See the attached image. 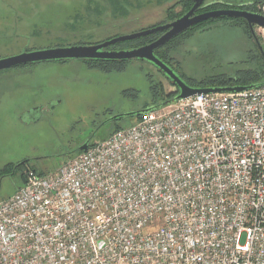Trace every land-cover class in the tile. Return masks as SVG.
Wrapping results in <instances>:
<instances>
[{"label": "built area", "instance_id": "2783aa9c", "mask_svg": "<svg viewBox=\"0 0 264 264\" xmlns=\"http://www.w3.org/2000/svg\"><path fill=\"white\" fill-rule=\"evenodd\" d=\"M165 107L27 170L0 201V264H264V85Z\"/></svg>", "mask_w": 264, "mask_h": 264}, {"label": "rangeland", "instance_id": "374dc122", "mask_svg": "<svg viewBox=\"0 0 264 264\" xmlns=\"http://www.w3.org/2000/svg\"><path fill=\"white\" fill-rule=\"evenodd\" d=\"M188 0H0V59L30 50L95 45L171 23ZM218 0H206L214 4ZM225 1V0H223ZM239 5L242 0H227ZM176 6V7H175ZM256 34L264 43L256 29ZM123 49V48H119ZM167 62L185 82L202 86L263 69L254 39L234 21H220L169 49ZM162 83L159 89L151 86ZM157 92V93H156ZM177 90L151 63L131 60L101 71L80 60L41 62L0 72V201L14 195L27 169L49 175L89 142L114 132V116L169 100ZM155 97V101L153 100ZM166 109V107H164ZM131 117L119 123L130 126Z\"/></svg>", "mask_w": 264, "mask_h": 264}, {"label": "water", "instance_id": "95a60500", "mask_svg": "<svg viewBox=\"0 0 264 264\" xmlns=\"http://www.w3.org/2000/svg\"><path fill=\"white\" fill-rule=\"evenodd\" d=\"M206 0H194L193 7L182 17L177 20L166 24L159 25L150 29H146L137 33L129 34L126 36L110 39L100 44L95 45H76L66 47H55L39 49L35 51L22 52L21 54L10 56L0 59V72L3 70L11 69L28 64H39L41 62H60L67 60H80V61H131L139 60L146 61L154 65L162 74L174 85L178 94L174 102H167L160 107H149L139 111H135L129 114L114 116L106 123L116 120H122L124 118L134 116H144L148 113L155 112L167 105H171L180 100L187 99L189 97L200 94H221V93H241L244 91L252 90L259 86H235V87H192L187 82L183 81L172 68L159 59L155 52L159 48L165 46L174 38L184 33L193 26L206 22L209 20H215L220 18L229 19H243L247 22L250 32L264 58V48L256 34V27L264 28V16L259 13L250 12L240 9H220L205 12L202 14H196V12L202 7ZM249 5V4H248ZM162 35L154 42L142 46L140 48L131 50H107L109 47L123 43L127 41L137 40L143 37L161 34ZM103 124V125H104ZM90 143L86 142L79 147L80 152H85L89 149ZM29 162L25 161L20 165H27ZM19 166V165H18ZM17 166V167H18ZM16 167V168H17Z\"/></svg>", "mask_w": 264, "mask_h": 264}, {"label": "trees", "instance_id": "16d2710c", "mask_svg": "<svg viewBox=\"0 0 264 264\" xmlns=\"http://www.w3.org/2000/svg\"><path fill=\"white\" fill-rule=\"evenodd\" d=\"M261 3H262V0H253L252 4H249V5H234L233 3L228 2L227 0L221 1V2H215L214 4H207L205 1L204 4L202 5L201 9L198 12L199 13H205V12L220 10V9H240V10H247V11L254 12V13H259V6ZM179 5H182V11L177 15H172L170 22H173V21L177 20L178 18L182 17L183 15H185L193 7L194 0H188L186 2H181V3H178L176 6H179ZM220 21L237 22L239 25L243 26L246 29V31L248 32L249 35L252 36L247 22L243 19L220 18V19H215V20H209V21L202 22L200 24L193 26L192 28L188 29L184 33L180 34L178 37L174 38L172 41H170L165 46L156 50V52H155L156 56L159 59H161L162 61H164L165 63L170 64L169 62H167V60H168L167 57H168V53H169L170 48L174 47V45H179L182 41H184L188 38L193 37L195 35V32H197L199 30H203V29L207 28L208 26L214 25ZM159 37H160V34H155V35L143 37V38H140L137 40L118 43V44H115V45L109 47L108 49L109 50H116V51L136 49V48H140L142 46H145L147 44L154 42ZM252 38H253V36H252ZM259 40H260V38H259ZM254 42H255V40H254ZM260 42H261V40H260ZM98 44H100V43H98ZM76 45H89V44H76ZM76 45H74V46H76ZM255 45L259 51V48H258L256 42H255ZM62 47H64V46H62ZM119 48H123V49H119ZM259 53H260L262 60H263V69L261 66L258 65V67L255 70L245 73L244 76H240L237 78H225V77L221 78L220 77V78L214 79L213 81H210L209 83L202 85V86L195 85L192 82H187V83L192 87H204V88L264 85V58H263L260 51H259ZM60 62H63V61H60ZM83 62H86L87 64H89L90 66H92L95 69H98L101 71H107V72L111 71V70L122 71L126 68L127 63H128V61H83ZM171 85H172V83H171ZM161 86H162V83L157 84V85L153 84L151 86V89L157 90ZM172 86H174V85H172ZM177 94H178L177 92L172 93V94L168 95L169 96L168 98H170L169 100L161 101V102H153V103L145 106L144 109L149 108V107H160L169 101L174 102ZM153 100L155 101V97ZM142 119H143V116L132 117L130 126L140 122ZM120 121L121 120H116V121L111 122L115 128L114 132L111 135H113L118 130L124 129V127L120 125V123H119ZM105 122L106 121L101 122L97 126V128H99L100 126H104ZM111 135H109L106 139H108ZM106 139H104V140H106ZM94 144L95 143L90 144V147H92ZM81 153L82 152H80L79 149H77L76 151L73 152L72 158H75L76 156H78ZM21 167L28 168V165H24V166L19 165L16 168V170H15V165H7L6 167H4L1 170L0 179L3 176H6L8 174H13L14 170L17 171L18 169H21ZM39 175H43V174H39ZM24 183H25V175H24ZM0 184H1V182H0Z\"/></svg>", "mask_w": 264, "mask_h": 264}, {"label": "crops", "instance_id": "0c3cea01", "mask_svg": "<svg viewBox=\"0 0 264 264\" xmlns=\"http://www.w3.org/2000/svg\"><path fill=\"white\" fill-rule=\"evenodd\" d=\"M223 0H218L217 2H221ZM253 0H242L240 1L239 5H248V4H252Z\"/></svg>", "mask_w": 264, "mask_h": 264}, {"label": "flooded vegetation", "instance_id": "af4514ba", "mask_svg": "<svg viewBox=\"0 0 264 264\" xmlns=\"http://www.w3.org/2000/svg\"><path fill=\"white\" fill-rule=\"evenodd\" d=\"M200 9H201V8H200ZM200 9H199V10H200ZM199 10H198V11H199ZM198 11L196 12V14H202V13H199ZM255 29H256V28H255ZM161 35H162V33L160 34V36H161ZM26 49H27V48H26ZM38 50H39V49H38ZM107 50H109V49H107ZM25 51H26V52H29L28 50H25ZM30 51H35V50H30ZM176 90H177V89H176ZM177 93H178V91H177ZM27 165H28V164H27ZM23 166H24V165H23ZM28 170H29V169H28Z\"/></svg>", "mask_w": 264, "mask_h": 264}, {"label": "bare ground", "instance_id": "6f19581e", "mask_svg": "<svg viewBox=\"0 0 264 264\" xmlns=\"http://www.w3.org/2000/svg\"><path fill=\"white\" fill-rule=\"evenodd\" d=\"M260 14V13H259Z\"/></svg>", "mask_w": 264, "mask_h": 264}]
</instances>
